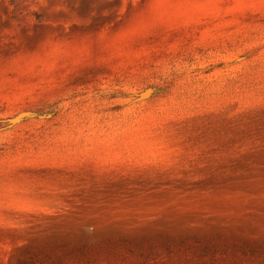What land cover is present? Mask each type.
<instances>
[{
  "label": "rangeland",
  "instance_id": "rangeland-1",
  "mask_svg": "<svg viewBox=\"0 0 264 264\" xmlns=\"http://www.w3.org/2000/svg\"><path fill=\"white\" fill-rule=\"evenodd\" d=\"M0 264H264V0H0Z\"/></svg>",
  "mask_w": 264,
  "mask_h": 264
}]
</instances>
